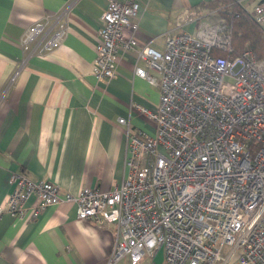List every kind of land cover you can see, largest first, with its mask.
Masks as SVG:
<instances>
[{"label": "built area", "instance_id": "2783aa9c", "mask_svg": "<svg viewBox=\"0 0 264 264\" xmlns=\"http://www.w3.org/2000/svg\"><path fill=\"white\" fill-rule=\"evenodd\" d=\"M107 1L94 75L109 82L117 76L120 51H136L137 63L146 64H136V74L161 94L156 109L133 108L156 124V133L138 135L119 117L126 174L110 191L84 187L73 194L12 172L0 220H33L70 202L78 219L114 226L109 264H155L162 250L165 264H264V59L250 50L234 55L232 23L191 9L177 24L195 22L194 32L168 34L163 52L139 46L124 31L139 28L140 3ZM253 16L264 27V0ZM68 32L65 15L45 16L24 31L20 44L26 58L44 56Z\"/></svg>", "mask_w": 264, "mask_h": 264}, {"label": "crops", "instance_id": "0c3cea01", "mask_svg": "<svg viewBox=\"0 0 264 264\" xmlns=\"http://www.w3.org/2000/svg\"><path fill=\"white\" fill-rule=\"evenodd\" d=\"M137 1L139 28L126 29L125 35L163 52L168 34L195 30V22L177 24L183 13L211 0ZM237 1L248 12L258 3ZM107 6V0H0V204L12 191L14 171L73 194L84 187L113 190L126 174V135L119 117L129 119L138 135L156 133V124L133 108L154 110L161 94L136 74V64L146 67L137 63L136 51H120L117 76L109 82L94 75L100 18ZM61 13L69 22L62 45L51 54L26 58L20 44L24 31L38 19ZM205 16L222 18L213 11ZM115 241L114 226L78 219L76 205L65 202L33 220L5 215L0 264H109ZM158 256L153 262L165 264Z\"/></svg>", "mask_w": 264, "mask_h": 264}, {"label": "trees", "instance_id": "16d2710c", "mask_svg": "<svg viewBox=\"0 0 264 264\" xmlns=\"http://www.w3.org/2000/svg\"><path fill=\"white\" fill-rule=\"evenodd\" d=\"M193 10L202 18L217 11L223 19L232 23L234 55L250 50L259 59H264V27L237 0L204 1L195 5Z\"/></svg>", "mask_w": 264, "mask_h": 264}, {"label": "rangeland", "instance_id": "374dc122", "mask_svg": "<svg viewBox=\"0 0 264 264\" xmlns=\"http://www.w3.org/2000/svg\"><path fill=\"white\" fill-rule=\"evenodd\" d=\"M249 11L253 14L254 12V6H249ZM189 30V29H188ZM190 32H194V30L190 31ZM161 258L164 259V256H163V250L161 251L160 255L158 256V259L160 260ZM161 261V260H160Z\"/></svg>", "mask_w": 264, "mask_h": 264}]
</instances>
